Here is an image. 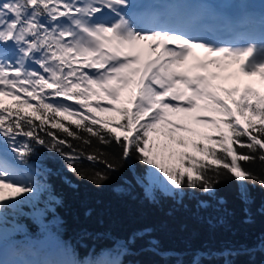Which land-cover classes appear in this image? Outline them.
Returning <instances> with one entry per match:
<instances>
[{"label":"snow or ice","instance_id":"snow-or-ice-1","mask_svg":"<svg viewBox=\"0 0 264 264\" xmlns=\"http://www.w3.org/2000/svg\"><path fill=\"white\" fill-rule=\"evenodd\" d=\"M131 7L130 0H0V143L14 153L0 151V209L34 191L27 178H15L33 141L60 152L73 172L82 158L103 164L79 173L98 186L137 160L148 166L135 178L149 199L185 189L214 196L222 180L234 179L242 200L248 184L264 187V174L245 167L264 163V91L238 82L243 73L264 86V37L235 45L173 27H138ZM68 137L86 145L95 137L119 151L85 154ZM136 238L118 243L115 258L80 264H123L119 256ZM149 243L159 254L158 243ZM231 255L221 251L223 264H233ZM214 256L197 250L188 264Z\"/></svg>","mask_w":264,"mask_h":264},{"label":"trees","instance_id":"trees-1","mask_svg":"<svg viewBox=\"0 0 264 264\" xmlns=\"http://www.w3.org/2000/svg\"><path fill=\"white\" fill-rule=\"evenodd\" d=\"M241 78L264 91L258 76ZM5 101L12 102L10 98ZM51 130L61 138L66 136L60 130ZM72 130L77 131L74 125ZM40 135L46 141L51 139L44 132ZM67 139L85 154L119 151L115 144L101 145L95 137H91V145ZM32 147L33 153L21 165L24 177L35 186L41 207L15 203L0 209V244L10 237L29 238L32 246L25 253L34 264H59L52 253L62 249L66 252L65 264L109 260L116 257L117 244L134 235L138 238L130 245V252L119 256L123 264H177L179 260L188 264L197 250L215 253L207 264H223L221 251L227 256L229 250L233 264H264V187L259 184L247 185V200L241 199V186L234 179L218 183L214 196L185 189L179 196L156 192L155 199H149L135 178L148 166L137 160L98 186L79 173L82 169L104 170L103 164L82 158L75 162L77 171L73 172L60 152L35 141ZM63 150L71 151L66 147ZM7 152L14 155L10 147ZM245 167L264 174V163L259 159ZM150 241L158 243L159 254ZM41 242L46 248H40Z\"/></svg>","mask_w":264,"mask_h":264},{"label":"rangeland","instance_id":"rangeland-1","mask_svg":"<svg viewBox=\"0 0 264 264\" xmlns=\"http://www.w3.org/2000/svg\"><path fill=\"white\" fill-rule=\"evenodd\" d=\"M200 1H202L203 3H205V0H200ZM215 1L218 2L219 4L229 5L230 7H236L237 10L240 9L241 8V5H243L245 3V0H215ZM263 2H264V0H263ZM130 4L132 5V2L131 1H130ZM220 8H222V7H220ZM258 28H259V26H258ZM263 34H264V31L263 32H260V35H263ZM235 67H238V65H236ZM226 74L227 73H225V75ZM241 75H244V74L243 73H240L239 74V77ZM244 76H246V75H244ZM246 77H249V76H246ZM224 83H226V85H229L230 86L231 84L234 83V81L233 80H229V81H226ZM106 114L107 115H111L112 113H106ZM183 122H185V121H183ZM192 126L193 127H200L201 130H209L207 128H204L203 126H197V125H194V124ZM183 135L189 136L190 134L189 133H183ZM189 150H191V149H189ZM21 197H23V199H21ZM15 200L17 201V203H28V204H31V205H35V206L41 207V205H39L37 193L35 191H33L31 193H22L21 196L15 197ZM10 205H13V204H10ZM41 243L42 244H41L40 248H46V243H43V242H41ZM21 245H25V248L26 249H28V247L31 246V244L28 243V242L23 243ZM16 246H17L18 251L20 252V255H22V251L19 248V247H22V246H19V245H16ZM12 250L13 249L10 246H7V245L0 247V262L4 258H6V256H8V254H10ZM57 258L60 261H64V258H65V252H64V250H61L60 253L57 254ZM11 261L16 262L17 264H32V259L29 256L23 257V258L22 257H19V256H16V257L14 256V257H12Z\"/></svg>","mask_w":264,"mask_h":264},{"label":"bare ground","instance_id":"bare-ground-1","mask_svg":"<svg viewBox=\"0 0 264 264\" xmlns=\"http://www.w3.org/2000/svg\"><path fill=\"white\" fill-rule=\"evenodd\" d=\"M155 1L158 2V0H155ZM158 3L162 6V8H165V9L168 8V10H173L174 12L177 11L178 9H180L179 10L180 16H186L187 14H183V13L187 12L191 8V6L193 5V4H191V0H178V2H177L178 4H176L173 1L172 6L168 5L167 2L163 3L162 1H159ZM165 4H167V5H165ZM262 21L264 22V20H262ZM135 23L138 24L139 22L135 21ZM189 23L190 22H188L187 24H189ZM155 25H151V24L150 25H145L144 28L159 27V26H155ZM226 25H228V22H227ZM190 33L194 34V35L202 36V37L208 39L206 36L202 35L201 28L199 26H197V24H194V26H193V28H192ZM236 33L239 35V34H242V31L241 30H237ZM198 51L200 52L201 55H203L202 50H198ZM12 255H15V254H12ZM11 259H12L11 257H6L0 262V264H11V263L12 264H16V262L11 261Z\"/></svg>","mask_w":264,"mask_h":264}]
</instances>
